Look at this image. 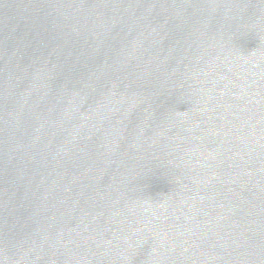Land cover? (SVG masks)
Returning a JSON list of instances; mask_svg holds the SVG:
<instances>
[{"label": "water", "instance_id": "obj_1", "mask_svg": "<svg viewBox=\"0 0 264 264\" xmlns=\"http://www.w3.org/2000/svg\"><path fill=\"white\" fill-rule=\"evenodd\" d=\"M0 264H264V0H0Z\"/></svg>", "mask_w": 264, "mask_h": 264}]
</instances>
